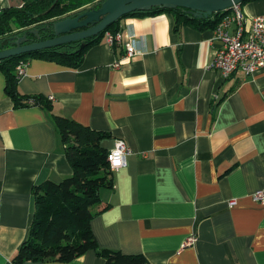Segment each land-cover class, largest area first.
I'll use <instances>...</instances> for the list:
<instances>
[{
    "label": "crops",
    "instance_id": "crops-1",
    "mask_svg": "<svg viewBox=\"0 0 264 264\" xmlns=\"http://www.w3.org/2000/svg\"><path fill=\"white\" fill-rule=\"evenodd\" d=\"M23 5L0 0V12ZM240 6L248 19L264 14V0ZM117 27L121 42L102 35L77 67L27 55L17 100L0 70V264H11L29 235L35 186L72 172L58 115L109 132L108 151L117 139L131 150L91 208L100 248L150 264H264V203L252 199L264 189V68L224 78L210 68L213 29H174L168 12L124 16ZM127 35L138 51L117 67ZM191 234L196 242L184 245ZM25 264L105 260L90 249Z\"/></svg>",
    "mask_w": 264,
    "mask_h": 264
},
{
    "label": "trees",
    "instance_id": "trees-1",
    "mask_svg": "<svg viewBox=\"0 0 264 264\" xmlns=\"http://www.w3.org/2000/svg\"><path fill=\"white\" fill-rule=\"evenodd\" d=\"M93 1L35 0L27 6L6 8L0 12V43L8 34L21 35L27 28H38L42 39L49 38L52 34L46 28L47 25L74 15L78 9L87 8ZM245 1L247 0L240 5ZM52 5L49 12L35 17ZM160 12L173 15L174 29L182 25L214 29L222 16V12H217L208 18L193 17L181 7L152 8L148 11H134L126 16L153 15ZM118 21L110 24L97 36L86 40L88 44L82 48L80 42H72L0 60V70L7 77V93L17 100L16 84L19 77L16 76L15 68L20 62L26 61L27 55L37 54L77 67L87 47L104 35L105 31L115 33L120 30L117 27ZM34 102L36 101H31ZM54 120L72 172L58 182L48 179L35 186L34 212L29 235L11 259V264L45 260L64 262L90 249L103 257L105 264H150L141 253L130 254L100 248L92 232L91 219L94 213L91 208L100 203V190L112 187V170L107 160L108 149L102 144L104 140H110L112 135L60 115L55 116Z\"/></svg>",
    "mask_w": 264,
    "mask_h": 264
},
{
    "label": "water",
    "instance_id": "water-1",
    "mask_svg": "<svg viewBox=\"0 0 264 264\" xmlns=\"http://www.w3.org/2000/svg\"><path fill=\"white\" fill-rule=\"evenodd\" d=\"M33 1L35 0H27L24 5ZM242 1L244 0H98L93 6L77 10L74 15L47 25L46 28L52 34L49 38L42 39L38 28H27L21 35L7 36L0 43V60L72 42H80L82 48L87 44L85 40L97 36L110 24L134 11L181 7L193 17L208 18L213 13L226 10ZM52 7L53 5L35 17L49 12Z\"/></svg>",
    "mask_w": 264,
    "mask_h": 264
},
{
    "label": "built area",
    "instance_id": "built-area-1",
    "mask_svg": "<svg viewBox=\"0 0 264 264\" xmlns=\"http://www.w3.org/2000/svg\"><path fill=\"white\" fill-rule=\"evenodd\" d=\"M222 16L219 23L213 29L212 41L217 43L210 68H216L224 78H227L236 71H242L246 75H252L264 68V14L248 19L241 10L240 4L221 11ZM122 32L115 33L105 31V42L109 45L121 42ZM128 36V35H127ZM125 45V53L114 65L120 66L122 60L131 58L137 53L135 36L130 35ZM25 62L16 66V76L25 74ZM52 98V96H50ZM130 148L122 139H117L113 147L108 151L107 160L112 171L123 167L125 158L130 153ZM252 199L264 203V189L253 192ZM235 200H230L233 205ZM196 236L191 234L185 240L184 245H193Z\"/></svg>",
    "mask_w": 264,
    "mask_h": 264
},
{
    "label": "flooded vegetation",
    "instance_id": "flooded-vegetation-1",
    "mask_svg": "<svg viewBox=\"0 0 264 264\" xmlns=\"http://www.w3.org/2000/svg\"><path fill=\"white\" fill-rule=\"evenodd\" d=\"M31 37V36H30ZM86 41V40H85Z\"/></svg>",
    "mask_w": 264,
    "mask_h": 264
}]
</instances>
